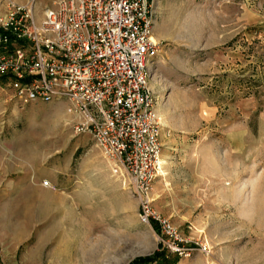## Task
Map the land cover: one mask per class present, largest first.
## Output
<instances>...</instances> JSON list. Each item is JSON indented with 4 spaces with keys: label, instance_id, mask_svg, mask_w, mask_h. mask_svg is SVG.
Masks as SVG:
<instances>
[{
    "label": "rangeland",
    "instance_id": "374dc122",
    "mask_svg": "<svg viewBox=\"0 0 264 264\" xmlns=\"http://www.w3.org/2000/svg\"><path fill=\"white\" fill-rule=\"evenodd\" d=\"M152 33L161 170L149 199L190 256L139 223L110 161V180L89 177L104 156L74 132L65 102L23 105L0 80V166L45 159L63 178L84 174L82 191L44 206L0 198V231L11 222L21 240L14 260L131 264L160 252L167 262L150 264H264V0H154Z\"/></svg>",
    "mask_w": 264,
    "mask_h": 264
},
{
    "label": "built area",
    "instance_id": "2783aa9c",
    "mask_svg": "<svg viewBox=\"0 0 264 264\" xmlns=\"http://www.w3.org/2000/svg\"><path fill=\"white\" fill-rule=\"evenodd\" d=\"M153 1L0 0V80L23 105L67 103L74 132L92 138L112 176L138 200L139 223H156L163 246L186 258L192 249L149 199L161 158L149 87L160 47L152 39Z\"/></svg>",
    "mask_w": 264,
    "mask_h": 264
},
{
    "label": "crops",
    "instance_id": "0c3cea01",
    "mask_svg": "<svg viewBox=\"0 0 264 264\" xmlns=\"http://www.w3.org/2000/svg\"><path fill=\"white\" fill-rule=\"evenodd\" d=\"M84 137L87 136L84 135ZM2 145L0 144V149L5 148ZM98 155L97 153V158H100L101 154ZM43 161L39 164L12 165L11 169L0 166V198H11L13 203L17 202L18 199H20L18 201L24 199L25 203H28V199H34L32 201L34 205L44 206L51 197L59 199V196H63L67 198L69 195L77 194L78 191L83 190V172L71 179H66L60 173L52 172L51 168H46ZM98 161L99 166L90 171L89 177H93L98 172L106 180L114 177L109 176L110 166L108 160L102 157ZM43 182H47V185L44 186ZM125 195L131 198L127 192H125ZM2 216L5 217L6 215ZM13 228L14 225L10 222L3 232L0 231V264H24L22 260L17 261L13 258L17 247L21 243V240H17Z\"/></svg>",
    "mask_w": 264,
    "mask_h": 264
},
{
    "label": "trees",
    "instance_id": "16d2710c",
    "mask_svg": "<svg viewBox=\"0 0 264 264\" xmlns=\"http://www.w3.org/2000/svg\"><path fill=\"white\" fill-rule=\"evenodd\" d=\"M153 229L155 232L158 231L155 224H153ZM153 262L165 263L167 262V260L166 258H164L163 254H161L160 252H155L151 256L137 258L131 264H150Z\"/></svg>",
    "mask_w": 264,
    "mask_h": 264
},
{
    "label": "bare ground",
    "instance_id": "6f19581e",
    "mask_svg": "<svg viewBox=\"0 0 264 264\" xmlns=\"http://www.w3.org/2000/svg\"><path fill=\"white\" fill-rule=\"evenodd\" d=\"M152 39H153V41H155L154 40V37H153V35H152ZM149 87H150V83H149ZM151 88V87H150ZM66 105H67V103H66ZM66 109H67V107H66ZM105 158V157H104ZM108 160V159H107ZM109 161V160H108ZM161 164H164V162H161ZM160 170H161V165L159 164V170H158V175L157 176H159V174H160ZM164 176V174H163V172H161V177H163Z\"/></svg>",
    "mask_w": 264,
    "mask_h": 264
}]
</instances>
